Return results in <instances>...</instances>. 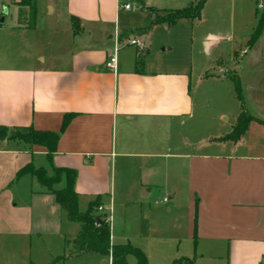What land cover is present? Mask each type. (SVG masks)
Masks as SVG:
<instances>
[{
    "label": "crops",
    "instance_id": "crops-1",
    "mask_svg": "<svg viewBox=\"0 0 264 264\" xmlns=\"http://www.w3.org/2000/svg\"><path fill=\"white\" fill-rule=\"evenodd\" d=\"M44 1L42 25L12 27L29 52L0 64V123L59 132L52 164L75 170L78 208L100 197L112 244L142 250L134 240L164 235L160 205L170 201L164 210L179 214L183 174L196 250L201 241L202 256L219 247L230 264H264V20L249 42L264 0H213L199 64L147 60L149 32L182 19L134 33L120 25L121 9H130L121 0ZM138 1L150 22L152 9L179 8ZM241 110L253 118L237 140L223 139ZM28 162L51 171L43 146L0 139V264H86L88 253L111 262L93 252L61 257L79 224L35 178L15 177Z\"/></svg>",
    "mask_w": 264,
    "mask_h": 264
},
{
    "label": "rangeland",
    "instance_id": "rangeland-1",
    "mask_svg": "<svg viewBox=\"0 0 264 264\" xmlns=\"http://www.w3.org/2000/svg\"><path fill=\"white\" fill-rule=\"evenodd\" d=\"M122 3H127L130 7L129 10L121 9L120 12V25L123 27H129L132 32L136 33L134 27L142 26L146 27L150 25V13L140 8L138 0H121ZM160 3V7H184L195 0H149ZM7 5L8 13L4 14L3 23L0 24V64L9 57L15 58L22 56L28 51V46L25 45L24 40L18 37L17 31L12 29V25L15 23V19L19 15L26 14V7H19L13 0H3ZM213 0H206L200 12L199 19H182L177 21L173 26L170 25L168 30L161 28H155L148 35L149 50L147 60L149 61H191L199 64L206 59V50L203 37L207 31L208 26V15L213 11L212 6ZM152 3V2H151ZM254 5V4H253ZM3 7L0 5V13L3 12ZM48 11V8L44 0H36V16L35 24L42 25V15ZM44 15V14H43ZM57 14L47 16L50 19H56ZM46 17V18H47ZM34 24V25H35ZM236 25V23H235ZM128 29V30H129ZM146 29V28H145ZM133 46V45H132ZM167 46L172 47L171 50H163ZM129 47H126L127 49ZM124 49V50H125ZM142 57H140L141 59ZM49 174L52 171L48 172ZM179 191L177 199L180 205L179 214L170 213L164 210L165 205H171L170 201L166 202L165 205H160V212L164 216L165 227L164 235L155 239H136V244L140 245L144 252L149 264H172V258L180 256L187 251V248L192 249V245L195 246L192 251L196 250V242L192 239L187 238V194L185 189V182L183 174L178 176ZM63 185V181L53 185V187H60ZM86 203L83 200H79L80 210L85 209ZM161 221V220H160ZM71 228H76L77 224L70 223ZM135 244V245H136ZM139 246V247H140ZM193 246V247H194ZM202 242L199 243V249L190 254L194 264H230L226 254H223V248L215 247L213 253H206L202 256ZM189 252V253H190ZM81 258L86 260V264H102L98 261L96 255L88 253L83 255ZM105 258V257H104ZM127 264H136L135 257L132 254L126 255ZM104 264H110L106 262ZM239 264V261L235 262ZM263 264V263H261Z\"/></svg>",
    "mask_w": 264,
    "mask_h": 264
},
{
    "label": "trees",
    "instance_id": "trees-1",
    "mask_svg": "<svg viewBox=\"0 0 264 264\" xmlns=\"http://www.w3.org/2000/svg\"><path fill=\"white\" fill-rule=\"evenodd\" d=\"M19 7H26V14L19 15L11 27L31 28L35 24L36 0H13ZM205 0H195L181 8L158 10L152 9L153 18L147 29L153 25L166 24L170 25L179 19H199L200 12ZM0 5L7 8L3 0ZM2 8V9H3ZM8 13V10H7ZM2 12L0 13L1 16ZM264 20V14L261 13L257 23L250 35L249 42H253L259 35ZM70 22L73 32L80 29L78 18L70 16ZM141 57V56H140ZM140 57L137 58L136 65H141ZM72 113H65L62 118L60 130H62L71 118ZM253 116L246 111L241 110L237 116L236 122L231 132L223 136V139L237 140L245 130L247 123ZM59 132L49 130H37L32 127L9 130L0 123V139H19L28 145H40L46 150V160L51 168L52 173H48L43 166H34L32 162L26 163L16 173L15 177L23 174H29L46 191L54 196L55 201L65 212L66 217L71 222L79 224V231L71 241H65V252L61 257L67 255H77L86 252H93L101 255H109L111 264H127L126 255L132 254L135 257L136 264H149L144 252L126 242L112 244L110 242V226L107 220V214L99 209L101 202L100 197L88 201L84 210L78 208V193L74 189L76 172L69 167H58L52 164V154L55 151ZM63 181L60 187H53ZM172 264H194L193 259L181 256L172 261Z\"/></svg>",
    "mask_w": 264,
    "mask_h": 264
},
{
    "label": "built area",
    "instance_id": "built-area-1",
    "mask_svg": "<svg viewBox=\"0 0 264 264\" xmlns=\"http://www.w3.org/2000/svg\"><path fill=\"white\" fill-rule=\"evenodd\" d=\"M123 7L124 8H129L128 4L123 5ZM128 43L136 44L138 46L142 45V43L139 40H136V39H131V40L128 41ZM115 51H116V47L114 48L113 54L109 55L107 57V59L105 60L104 65H105V68L108 69V70H112L115 67V61H116ZM110 264H111V262H110Z\"/></svg>",
    "mask_w": 264,
    "mask_h": 264
},
{
    "label": "water",
    "instance_id": "water-1",
    "mask_svg": "<svg viewBox=\"0 0 264 264\" xmlns=\"http://www.w3.org/2000/svg\"><path fill=\"white\" fill-rule=\"evenodd\" d=\"M6 13H7V8H3V12H2V14H1V16H0V24L3 23L4 14H6Z\"/></svg>",
    "mask_w": 264,
    "mask_h": 264
}]
</instances>
